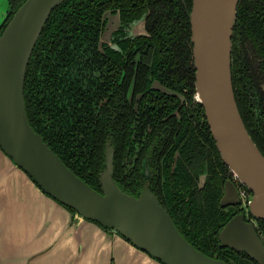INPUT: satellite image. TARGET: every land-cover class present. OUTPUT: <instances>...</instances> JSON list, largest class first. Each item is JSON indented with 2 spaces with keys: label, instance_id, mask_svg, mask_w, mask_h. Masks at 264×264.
Listing matches in <instances>:
<instances>
[{
  "label": "trees",
  "instance_id": "trees-1",
  "mask_svg": "<svg viewBox=\"0 0 264 264\" xmlns=\"http://www.w3.org/2000/svg\"><path fill=\"white\" fill-rule=\"evenodd\" d=\"M24 1L8 0L9 16L0 26V33ZM191 4V0H64L51 11L26 68L23 95L27 121L69 170L100 191L106 140L109 138L115 147L113 162L118 171L125 146L131 140L132 122L136 120L133 109L124 100L132 69H126L123 88H117L109 105L101 106L104 87L97 85L98 81H90L91 76L102 72L98 64L100 55L96 53L100 16L104 10L118 9L123 22L145 19L149 37L138 44L140 63L134 83V93L143 96L139 111L150 110L145 105L147 98L162 93L151 88L153 81L181 94L196 126L190 132L186 126L177 133L174 148L182 151L183 159L178 162L177 171L181 175L188 167L195 175L207 174L206 187L200 191L188 172L182 183L177 181L183 193L174 198L170 191L164 207L178 232L204 255L227 264H254L244 253L220 248L217 241L219 230L231 217L219 208L222 184L218 176L228 169L214 147L202 106L194 100L195 67L188 18ZM232 33L234 97L247 132L264 156V0L239 1ZM117 77L118 74L115 81ZM120 100L125 103V111H114ZM253 100L257 102L256 114ZM172 101V107L159 108L155 104L149 111V121L152 123L154 117L176 108L178 101ZM100 106V113H95ZM165 175L170 181L168 171ZM186 183L192 188L184 191ZM118 187L123 190L122 185ZM256 231L264 242V220H257Z\"/></svg>",
  "mask_w": 264,
  "mask_h": 264
},
{
  "label": "water",
  "instance_id": "water-1",
  "mask_svg": "<svg viewBox=\"0 0 264 264\" xmlns=\"http://www.w3.org/2000/svg\"><path fill=\"white\" fill-rule=\"evenodd\" d=\"M64 0H25L0 33V151L42 193L69 214L71 227L92 223L125 239L160 264H227L204 255L178 232L156 197L144 190L137 199L112 181L113 152L106 150L100 176L102 194L86 185L52 152L27 121L24 80L31 53L51 11ZM188 13L195 67V97L225 166L251 194L248 213L264 220V156L247 132L231 83L232 30L240 0H191ZM0 14V26L9 16ZM226 181L220 206H237ZM72 209L70 213L67 209ZM99 225V226H98ZM219 247L264 264V244L241 214L218 234Z\"/></svg>",
  "mask_w": 264,
  "mask_h": 264
},
{
  "label": "flooded vegetation",
  "instance_id": "flooded-vegetation-1",
  "mask_svg": "<svg viewBox=\"0 0 264 264\" xmlns=\"http://www.w3.org/2000/svg\"><path fill=\"white\" fill-rule=\"evenodd\" d=\"M120 12L121 11L118 9H108L104 10L100 16L101 26L99 29V39L96 46V53L100 55L98 58V64L102 72H100L99 75L91 76L90 81H98L97 85L104 87L105 96L102 99L101 106L109 105L110 98L118 92L117 88H123L122 85L126 77V69H132L133 75L131 81L128 84L129 89L126 92V95L124 96V100L127 101L130 108L133 109L135 113L134 117L136 118V120L132 122L131 125L132 136L131 140L128 142V145L125 146V154L120 163L121 167L118 168V171H116L114 167L113 161L115 157V147L109 138L106 140L103 150V165L105 168L106 150L110 149L113 152L112 181L114 182V185L117 184V187L118 185H122L123 190L119 189V187L118 189L135 199H137V197H139L140 194L144 190H146L150 192L153 196H155L157 201H159V204L163 207V209L168 212L164 207L169 201L167 195L170 191H172V194L174 193V198H178L177 194H179V192L183 193V190H179L182 185H178L177 181L179 183H182L188 172L196 183L195 188L197 190L202 191L206 187V173H200L195 175L192 172L191 168L189 169L188 167H186L185 163L183 165L184 167H186V169H184L181 175L179 173L180 170L177 171L178 162L183 160L181 158L182 151L174 148L175 143L177 141V133L179 132V130L180 132L182 130H185L186 126L187 129L189 128L190 132V130L196 126V123L192 119V117H190V114L187 112L186 108L188 103L186 102L185 98L181 94L170 92V89L160 85V83L157 81H153L151 83V88L155 91L159 90L162 93L158 91L160 94L159 96L158 94H151V97L147 98V101L145 103L146 107L150 108V110L155 106V104H157L159 108H166L168 105L172 107L173 98L178 101L177 107L174 108L172 111H168L163 116L154 117L152 123L149 121L150 110L146 109L144 111H139V101L142 99L143 96L142 94L134 93V83L138 71L137 67L140 63L139 50H141V47H139L138 44H140L141 39L148 38L149 35L146 32L145 19L142 18L132 23L128 21L123 22V19L121 20L120 17ZM126 41H129L130 44H128ZM112 52H114L116 56ZM87 57L88 56H86V58ZM116 74H118V77L115 81L114 76ZM88 78L89 77H87V79ZM252 103L253 112L256 114L257 102L256 100H253ZM101 106L95 110V113H100V111L102 110ZM113 110L125 111V103L120 100V104L118 105V107L113 108ZM158 110L159 109H157V111ZM204 118L206 120V117ZM155 122L158 123L153 124ZM172 132L173 134H171ZM216 150L218 152V149ZM225 167L226 169H228L227 166ZM167 171L172 176L170 181H167L165 175ZM116 173L117 175L115 176ZM226 181L230 182L234 187L236 199L238 201L237 206H228L224 208L220 206V201L224 192V186L226 184ZM218 182L222 184L219 208L224 209L228 213V215L231 216L229 220L237 216V214L243 215L244 221L247 223H251L256 230L257 220L251 217V215H249L248 206L247 209H245L242 206L241 198H239V190L244 187L241 182L238 181L237 177H235L229 169L228 171L226 170V172L224 173H219ZM191 188L192 187L189 186L188 183L184 184V191H187ZM96 192L102 194V187L100 191ZM103 231L110 232L109 230ZM225 249L231 250L230 248Z\"/></svg>",
  "mask_w": 264,
  "mask_h": 264
},
{
  "label": "crops",
  "instance_id": "crops-1",
  "mask_svg": "<svg viewBox=\"0 0 264 264\" xmlns=\"http://www.w3.org/2000/svg\"><path fill=\"white\" fill-rule=\"evenodd\" d=\"M0 264L160 263L92 223L71 227L68 212L0 151Z\"/></svg>",
  "mask_w": 264,
  "mask_h": 264
},
{
  "label": "built area",
  "instance_id": "built-area-1",
  "mask_svg": "<svg viewBox=\"0 0 264 264\" xmlns=\"http://www.w3.org/2000/svg\"><path fill=\"white\" fill-rule=\"evenodd\" d=\"M239 198H241L242 206L247 209V206L251 201V194L248 192L245 186L239 190Z\"/></svg>",
  "mask_w": 264,
  "mask_h": 264
},
{
  "label": "rangeland",
  "instance_id": "rangeland-1",
  "mask_svg": "<svg viewBox=\"0 0 264 264\" xmlns=\"http://www.w3.org/2000/svg\"><path fill=\"white\" fill-rule=\"evenodd\" d=\"M8 9L7 0H0V14Z\"/></svg>",
  "mask_w": 264,
  "mask_h": 264
}]
</instances>
